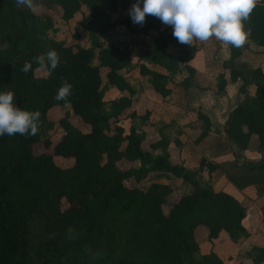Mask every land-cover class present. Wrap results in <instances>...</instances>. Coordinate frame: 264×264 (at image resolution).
I'll use <instances>...</instances> for the list:
<instances>
[{
    "label": "trees",
    "instance_id": "1",
    "mask_svg": "<svg viewBox=\"0 0 264 264\" xmlns=\"http://www.w3.org/2000/svg\"><path fill=\"white\" fill-rule=\"evenodd\" d=\"M133 1L43 0L46 12L36 13L17 7L16 0H0V92L13 91L15 106L39 110L42 121L36 136L0 137V264H223L213 250L215 243L224 235L233 242L248 236L246 209L234 196L206 182L216 169L214 163L202 158L197 168H185L172 160L165 137L158 134L150 142L133 127L126 132L121 114L132 106L130 97L114 98L108 110L104 107L100 66L108 67L110 86L133 93L117 72L130 63L131 50L101 48L98 42L118 23L130 29L124 12ZM85 10L89 18L80 25L89 31L90 47L78 43V31L67 34L70 41L66 34L61 40L49 37L57 21L66 22ZM146 23L158 30L161 21L148 16ZM246 24L252 27L250 39L264 46V0ZM163 34L152 39L150 60L176 71L180 59L168 52ZM49 49L61 57L54 72L40 71L35 63L33 71L21 70L26 61ZM94 57L99 65L92 64ZM142 72L152 77L156 92L169 93L161 84L163 75ZM238 77L243 85L253 82L256 93L236 105L224 132L240 149L253 143L254 149L264 150V74L259 68H245L231 70L228 78ZM61 78L73 85L69 107L54 99ZM223 84L224 80L220 89ZM54 127L62 131L58 138L50 134L42 140ZM40 141L51 151L36 154L34 145ZM150 172L178 178L193 190L168 202V184H144ZM231 178L241 188L264 182V158L241 166ZM69 227L78 238H67ZM196 233L204 234L207 253L200 249ZM253 252L264 264V248Z\"/></svg>",
    "mask_w": 264,
    "mask_h": 264
},
{
    "label": "crops",
    "instance_id": "2",
    "mask_svg": "<svg viewBox=\"0 0 264 264\" xmlns=\"http://www.w3.org/2000/svg\"><path fill=\"white\" fill-rule=\"evenodd\" d=\"M57 21L59 30L56 40L63 39L67 32L78 31V43L90 47L89 31L81 23L89 18V12ZM126 16V15H125ZM127 17V16H126ZM130 16H128L129 18ZM149 35L130 49V63L117 72L130 86L133 93L117 90L107 83L108 67L100 66L99 73L103 83L105 109L109 102L117 97H130L132 106L121 114V126L127 132L133 127L138 135L147 136L153 142L158 134L169 141L172 160L185 168H197L202 158L216 165L209 175L208 184L234 196L246 209L248 236L239 242H233L224 235V240L215 243L214 252L223 264H261L254 259V248H264V182L247 187H238L231 180V174L244 165H253L264 158V150L250 147L240 149L224 132V126L232 110L245 95L254 96L256 85H243L241 78L229 80L231 70L259 68L264 74V46L251 40V44L237 49L222 44L214 37L207 42H194L195 46L183 45L173 37V29L160 23L159 29L135 24ZM168 41V52L180 59L176 71H169L150 60V44L160 32ZM66 34V35H65ZM68 36V35H67ZM96 54V53H95ZM135 58V59H134ZM92 64L99 65L96 57ZM142 69L155 71L163 75L161 84L168 90L162 96L153 88L152 77ZM224 80L223 87L219 85ZM147 113L148 115L143 117ZM206 119L207 123L203 120ZM207 124V129H206ZM178 143L179 146L174 144ZM147 181V182H146ZM151 182L168 184L172 192L168 201L192 192V186L173 176L150 172L144 184ZM203 253L210 249L207 241L201 245Z\"/></svg>",
    "mask_w": 264,
    "mask_h": 264
},
{
    "label": "clouds",
    "instance_id": "3",
    "mask_svg": "<svg viewBox=\"0 0 264 264\" xmlns=\"http://www.w3.org/2000/svg\"><path fill=\"white\" fill-rule=\"evenodd\" d=\"M258 2L259 0H136L129 9V15L134 24L141 26L148 16L159 19L162 24L173 29V37L183 45L195 46L196 41L207 42L214 37L222 44L239 49L252 43V27L246 22L250 20ZM16 5L36 12L43 7V0H16ZM33 63L40 71L54 72L61 63V57L57 50L49 49L33 57L32 61H26L21 70L25 73L33 71ZM72 90L73 85L61 78V86L54 99L64 101V106L69 107L68 98L72 95ZM14 97L15 93L11 90L0 92V137L16 134L36 136L42 127L41 112L16 107ZM78 236L74 227L67 229L68 239H76ZM88 254L93 259L98 258V254L91 249Z\"/></svg>",
    "mask_w": 264,
    "mask_h": 264
},
{
    "label": "built area",
    "instance_id": "4",
    "mask_svg": "<svg viewBox=\"0 0 264 264\" xmlns=\"http://www.w3.org/2000/svg\"><path fill=\"white\" fill-rule=\"evenodd\" d=\"M148 38V34L130 31L128 26L124 23H118L107 32L101 34L98 37V42L101 45V48L118 46L121 48L126 47L132 49L135 46V43Z\"/></svg>",
    "mask_w": 264,
    "mask_h": 264
},
{
    "label": "rangeland",
    "instance_id": "5",
    "mask_svg": "<svg viewBox=\"0 0 264 264\" xmlns=\"http://www.w3.org/2000/svg\"><path fill=\"white\" fill-rule=\"evenodd\" d=\"M103 0H101V2H102ZM135 3V1H133V4ZM132 4V3H131ZM56 8H58V6H55ZM131 7H128V9H126L125 10V12H124V14L128 17V16H130L129 15V9H130ZM40 12H46V9H44L43 7L42 8H38L37 10H36V13H40ZM52 15L54 16V17H58L57 15H59V13L57 14L56 12H54V10H52ZM88 13V12H87ZM119 16V15H118ZM129 21H130V25H131V27H130V30L131 31H133V32H137V31H134V30H136L137 28L135 27V24L132 22V20H131V17H129ZM58 31L59 32H62V27H61V29L59 30V28L57 27V29L56 30H54L53 32H51L50 33V38H54V37H56V36H58ZM70 34V32H67L66 34ZM48 37V38H49ZM66 39V38H65ZM67 40L68 41H70L71 39H70V36L68 35L67 36ZM82 129H84V130H87V128H86V126L85 125H82ZM61 130H60V128H58V127H54L53 129H50V130H48V131H46V133L45 134H43V137H42V140L44 139V138H46L48 135H50V134H54V139H57L58 138V136L61 134ZM43 141H40V142H38L37 144H35L34 145V151H35V153L36 154H39V153H42V152H50L51 151V149H46V148H44V146H43V143H42ZM55 160L57 161V162H61V161H63L62 159H60V158H55ZM63 165H65V161H64V164ZM125 165V164H124ZM124 165H123V167H124ZM202 176H204V177H206L207 178V175L205 174V173H203V175ZM198 180V179H197ZM200 180V179H199ZM208 180H206V182H207ZM147 182V181H146ZM208 183V182H207ZM200 185H202V184H200ZM168 202H170V201H168ZM67 206V203L66 202H62V207H66ZM196 240H197V242H198V244L199 245H201L204 241H205V237H204V234L203 233H196ZM201 249V248H200Z\"/></svg>",
    "mask_w": 264,
    "mask_h": 264
}]
</instances>
